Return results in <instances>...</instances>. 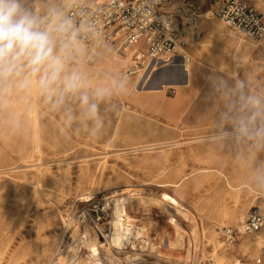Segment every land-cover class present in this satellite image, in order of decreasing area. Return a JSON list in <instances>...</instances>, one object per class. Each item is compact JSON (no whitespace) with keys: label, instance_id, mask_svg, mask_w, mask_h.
I'll return each mask as SVG.
<instances>
[{"label":"rangeland","instance_id":"rangeland-1","mask_svg":"<svg viewBox=\"0 0 264 264\" xmlns=\"http://www.w3.org/2000/svg\"><path fill=\"white\" fill-rule=\"evenodd\" d=\"M38 1L42 9L39 3L34 7L43 12L49 0ZM222 1L205 0L204 12ZM249 1L264 16V0ZM216 18L210 12L207 19L218 24L214 34L203 21L199 44L184 48L175 64L140 78L125 74L130 60L121 41L102 51L96 63L85 64L90 95L113 81H123L127 89L138 81L134 91L124 89L100 102L103 127L95 135L91 122L88 129L78 119L66 123L67 110L80 114L77 97L53 110L35 85L28 93L0 95V264H53L75 244L73 223L85 211L92 228L100 232L103 225L109 231L113 204L108 198L117 192L133 193V222L146 229V239L169 251L132 253L145 264H187L194 254L216 264H264V247L256 253L241 245L242 238L264 236V228L239 233L233 247L223 236L225 227L238 232L241 215L247 218L251 208L264 211V140L239 134L223 118L244 115L241 91L264 100V39ZM164 192L187 211L178 213L156 198ZM88 194L92 200L82 202ZM144 194L156 200L147 201ZM217 241L224 247L215 248ZM82 244L79 259L87 260ZM183 253L192 255L186 260Z\"/></svg>","mask_w":264,"mask_h":264},{"label":"built area","instance_id":"built-area-1","mask_svg":"<svg viewBox=\"0 0 264 264\" xmlns=\"http://www.w3.org/2000/svg\"><path fill=\"white\" fill-rule=\"evenodd\" d=\"M56 6L77 28L84 24L90 29L80 33L70 63L94 64L99 54L94 48L84 51L85 47L121 41L126 55V49H132L124 70L127 76L175 64L181 50L199 44L204 34L205 0H61ZM209 11L239 33L257 41L264 39V16L249 0H223ZM2 120L0 110V127ZM263 228L264 211L251 208L238 232L225 227V243L233 247L239 233L254 234ZM195 255L187 264H216L213 258L198 261Z\"/></svg>","mask_w":264,"mask_h":264},{"label":"clouds","instance_id":"clouds-1","mask_svg":"<svg viewBox=\"0 0 264 264\" xmlns=\"http://www.w3.org/2000/svg\"><path fill=\"white\" fill-rule=\"evenodd\" d=\"M89 30L84 24L77 28L54 0H49L43 12L29 0H0V95L28 93L38 84L40 95L53 110L63 109L68 99L77 97L80 114L77 117L67 110L66 123L78 119L88 129L91 122V132L97 134L103 127L100 102L123 91L125 83L113 81L112 87L96 88L90 95L86 74L68 66L80 33ZM239 110L244 115L225 113L223 118L234 123L239 134L264 140V100L241 91Z\"/></svg>","mask_w":264,"mask_h":264},{"label":"bare ground","instance_id":"bare-ground-1","mask_svg":"<svg viewBox=\"0 0 264 264\" xmlns=\"http://www.w3.org/2000/svg\"><path fill=\"white\" fill-rule=\"evenodd\" d=\"M36 3H39V1L34 0L32 5L33 6L36 5ZM38 6L42 9V6L40 3L38 4ZM210 12L211 11H209V10L205 11L203 14V17H204L205 23L208 24L209 33L214 34L216 29L218 28V24L215 23L216 21H213L212 23H211V21H207V19L210 18ZM216 19H219V18L217 17ZM219 20H221V19H219ZM222 25L223 24H221V26ZM110 45L111 44H107L105 46H87L84 48V51H87L90 48H94L96 50V52L99 54V59H100L102 57V55H101L102 51L108 50L106 48L110 47ZM196 45L197 44L190 45L189 47L196 46ZM126 50H127V56H125V59H126V61H128V60H130V54H131L132 49L129 48ZM116 53H117V56L114 55V57L121 58L120 56H118L119 55L118 52H116ZM106 56H107V54L104 55L103 57H106ZM68 64H73V63H70L68 61ZM77 64H80V66L78 68L85 73L86 72V69H84L85 64L84 63H77ZM149 70H153V69L149 68L148 70H146L143 73H140L136 77H138V78L142 77ZM137 82L138 81H136L134 84L131 83V85L128 86L129 87L128 89H130L131 91H134L135 88L137 87ZM34 85H35V88L39 90L38 84H34ZM124 89L128 90L126 88V86ZM1 136L6 138L7 134L3 132ZM91 196H92L91 194H88V195L84 196L81 199V201L82 202L91 201L92 200ZM143 196H144L145 200L150 201V202L152 200L153 201L156 200V199L154 200V199L149 198V195L144 194ZM146 196H148V197H146ZM134 197L135 196L131 192H117L114 196L108 198V200L112 199V204H113L111 206V208L113 209V216H112V219L109 223V224H111V226H110L108 232H106L103 225H101V224H100L101 226L98 225L99 230L101 232H99L98 229L96 230V229L92 228L91 223H90L89 218H88L89 215L85 211L82 214L83 220H81L82 216H80V217H78L77 221L75 223H73L74 225L72 227L73 230H72L71 234H72L73 241H74L73 243H75V244H73V245L71 244L69 246L67 245L68 247L66 248L64 254H58V252H56L58 254V257L53 262V264H124L125 261L126 262H132V261H136V260H141L139 262L145 264L144 258L142 256H140V254L137 255V257H135V256H133L135 254H132V253L139 251L142 248H143L142 251H144V250L150 251L151 253H156L157 255L161 254L160 253L161 251H166L169 253V251L162 248L161 245H159V244H157L151 240L149 241L148 239H146L145 238V233H146L145 230L146 229L144 227L138 226L137 224H135L133 222L132 219H133V216H134L133 213L135 210L134 201H133ZM156 198L161 200L162 202H165V204H167L168 207L173 206V207L177 208L179 211L178 213H180L181 211H182V213H185V211H187V208L185 206H183L175 197H173L168 192L167 193L164 192L161 196L156 197ZM190 218H192V217H190ZM240 219L243 223L246 222V220H247V218H245L243 214L241 215ZM82 226H84V228H82ZM98 226H97V228H98ZM239 226L242 229L243 225L241 224ZM243 234H245V233H243ZM194 235H195V238H197L196 233H194ZM163 239H165V238H163ZM217 242L218 243H216L215 248L224 247V243H222L220 241H217ZM82 243L84 244V246L87 248V251H88V256H87L88 259L87 260H80L79 259V257H81V256H79L78 253H79V249H80V246ZM197 244L198 243H196L195 245L197 246ZM168 245L170 246V244H168ZM241 245L244 248H246L247 250L255 248L256 253H259V251L264 247V236L259 235V236H257L256 240H253V239L249 240L248 238H242ZM166 247H168V246H166ZM58 248H59V246H58ZM196 248H194V249H196ZM174 249H175V247H174ZM143 253H145V252H143ZM123 254L125 255L124 257L121 256ZM183 255H184V253H183ZM191 255H192V253H191ZM191 255H184L183 258H185V257L188 258ZM187 258H185V259L187 260ZM224 258H226V256L222 257V259H224ZM96 261H98V263H96ZM40 262H41V260H40ZM139 262L132 263V264H139ZM235 264H239V261L236 260Z\"/></svg>","mask_w":264,"mask_h":264},{"label":"water","instance_id":"water-1","mask_svg":"<svg viewBox=\"0 0 264 264\" xmlns=\"http://www.w3.org/2000/svg\"><path fill=\"white\" fill-rule=\"evenodd\" d=\"M181 75H184V70L183 69L181 70Z\"/></svg>","mask_w":264,"mask_h":264}]
</instances>
